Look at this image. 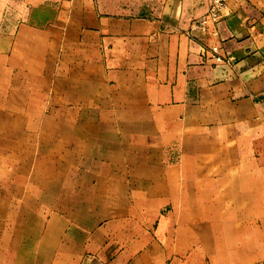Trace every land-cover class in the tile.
<instances>
[{
    "label": "crops",
    "instance_id": "obj_1",
    "mask_svg": "<svg viewBox=\"0 0 264 264\" xmlns=\"http://www.w3.org/2000/svg\"><path fill=\"white\" fill-rule=\"evenodd\" d=\"M211 4L0 0V114L56 146L0 264H264V0Z\"/></svg>",
    "mask_w": 264,
    "mask_h": 264
},
{
    "label": "rangeland",
    "instance_id": "obj_2",
    "mask_svg": "<svg viewBox=\"0 0 264 264\" xmlns=\"http://www.w3.org/2000/svg\"><path fill=\"white\" fill-rule=\"evenodd\" d=\"M7 117L0 114V185L30 184L33 171H36L39 177L41 165L48 164L49 168L52 166L50 162H46V159H42L40 156L55 155L53 149L56 146L50 141H36L34 133L31 135L27 130L19 129L20 126H24L22 121L17 120L19 118L12 117L10 120V117ZM9 126L13 127L12 130L8 129ZM9 135H16L17 141H10ZM67 147L65 146V148ZM70 150L72 153L71 147ZM35 156L36 158L33 160L31 157ZM10 173L14 175L13 179L9 177ZM11 180L12 183H10ZM4 197L5 199L2 201H7L8 194H5Z\"/></svg>",
    "mask_w": 264,
    "mask_h": 264
},
{
    "label": "built area",
    "instance_id": "obj_3",
    "mask_svg": "<svg viewBox=\"0 0 264 264\" xmlns=\"http://www.w3.org/2000/svg\"><path fill=\"white\" fill-rule=\"evenodd\" d=\"M211 8L208 14V17L202 21L200 24V27L204 30L207 29V25L210 22H216L221 16V13L223 10L226 9L228 0H211ZM206 59L213 60L216 65L226 64L230 63L232 61L231 58H224L222 55H220V49L218 47H213L208 49L206 52Z\"/></svg>",
    "mask_w": 264,
    "mask_h": 264
}]
</instances>
